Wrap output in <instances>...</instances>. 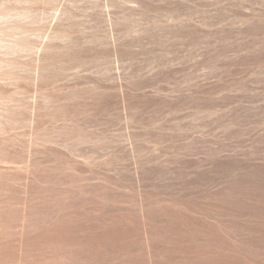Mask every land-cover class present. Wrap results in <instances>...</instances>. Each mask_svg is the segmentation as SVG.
I'll return each instance as SVG.
<instances>
[{"label": "rangeland", "instance_id": "obj_1", "mask_svg": "<svg viewBox=\"0 0 264 264\" xmlns=\"http://www.w3.org/2000/svg\"><path fill=\"white\" fill-rule=\"evenodd\" d=\"M0 264H264V0H0Z\"/></svg>", "mask_w": 264, "mask_h": 264}]
</instances>
